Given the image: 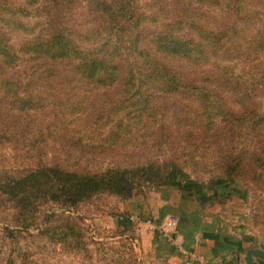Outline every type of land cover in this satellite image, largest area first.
Masks as SVG:
<instances>
[{"label": "trees", "instance_id": "1", "mask_svg": "<svg viewBox=\"0 0 264 264\" xmlns=\"http://www.w3.org/2000/svg\"><path fill=\"white\" fill-rule=\"evenodd\" d=\"M138 2L0 0V94L10 97V110H37L24 98L27 88L37 76L57 79L63 68L89 90H119L121 99L108 112L93 113L95 123L112 119L117 128L129 115L157 113L155 100L163 95H184L196 107L194 129L218 148L223 167L264 185V110L236 112L227 103V94L244 84L241 62L264 58V0H150L146 9ZM16 34L24 36L17 44ZM27 61L31 74L12 73ZM260 77L264 82V67ZM156 165L148 160L95 170L39 162L4 188L23 212L49 201L75 206L101 193L129 198L141 180L172 181L171 171Z\"/></svg>", "mask_w": 264, "mask_h": 264}, {"label": "rangeland", "instance_id": "2", "mask_svg": "<svg viewBox=\"0 0 264 264\" xmlns=\"http://www.w3.org/2000/svg\"><path fill=\"white\" fill-rule=\"evenodd\" d=\"M149 1L139 0L140 9H146L144 4ZM9 2L25 5L24 0ZM82 11L79 7V13ZM23 39L22 34H16L13 42ZM263 60L243 61L237 67L245 70V81L240 89L227 94V103L234 111L264 110ZM165 62L174 69L190 71L177 60ZM31 65L22 62L12 73L31 74ZM39 77L33 81L39 87L30 85L24 94L38 107L28 114L11 111L10 97L0 94V264H182L145 251L141 236L116 221L125 218L121 208L127 200L162 185L141 180L129 198L101 193L75 206L49 201L41 210L33 211L36 203L23 212L10 200L4 183L26 174L39 162L98 170L150 160L171 171L172 181L192 180L207 187L223 180L235 191L223 199L231 208L230 218L238 216L244 240L243 247L222 264H247L248 249L264 248V185L254 184L243 175L233 176L223 167L218 148L194 129L193 101L184 95L153 98L158 102L157 113L147 118L142 113L129 115L124 119L126 124L117 128L112 119L95 123L93 113L97 109L108 112L121 99L118 89L89 90L64 68L59 69L55 80ZM75 107L78 112L73 111ZM102 213L111 216L109 223L99 220L97 216ZM134 220L151 231L172 234L161 226L163 223L152 230L142 218L135 216ZM234 227L229 225L233 234ZM187 254L194 258L192 264H208L192 252ZM254 260L264 264V259Z\"/></svg>", "mask_w": 264, "mask_h": 264}, {"label": "crops", "instance_id": "3", "mask_svg": "<svg viewBox=\"0 0 264 264\" xmlns=\"http://www.w3.org/2000/svg\"><path fill=\"white\" fill-rule=\"evenodd\" d=\"M230 188L223 180L209 183L207 187L192 180H173L127 200L121 208L125 210V218L116 221L120 227L135 230L141 236L145 251L152 250L168 262L192 264L194 258L187 254L192 252L208 264H222L243 247L244 240L238 216L230 218L231 208L224 203L223 197L230 191L235 192ZM170 214L179 217L171 235L151 231L134 220L135 216L142 220L153 218L161 225ZM97 217L105 224L111 218L107 213ZM231 223L236 229L234 234L229 230Z\"/></svg>", "mask_w": 264, "mask_h": 264}, {"label": "built area", "instance_id": "4", "mask_svg": "<svg viewBox=\"0 0 264 264\" xmlns=\"http://www.w3.org/2000/svg\"><path fill=\"white\" fill-rule=\"evenodd\" d=\"M145 222L152 230L159 229V225L155 222L154 219L148 218L145 220ZM178 223H179V217L175 214H170L166 217V219L164 220L161 226L168 231H173L176 229Z\"/></svg>", "mask_w": 264, "mask_h": 264}, {"label": "water", "instance_id": "5", "mask_svg": "<svg viewBox=\"0 0 264 264\" xmlns=\"http://www.w3.org/2000/svg\"><path fill=\"white\" fill-rule=\"evenodd\" d=\"M264 259V248H250L247 250L245 260L247 264H256L257 261L254 258Z\"/></svg>", "mask_w": 264, "mask_h": 264}]
</instances>
